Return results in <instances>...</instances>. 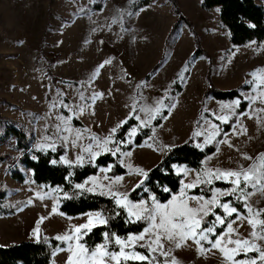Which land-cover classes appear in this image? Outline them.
Returning a JSON list of instances; mask_svg holds the SVG:
<instances>
[{"label":"rangeland","instance_id":"1","mask_svg":"<svg viewBox=\"0 0 264 264\" xmlns=\"http://www.w3.org/2000/svg\"><path fill=\"white\" fill-rule=\"evenodd\" d=\"M134 1L0 0V157L16 158L19 155L16 139L3 137L5 118L33 134L34 148H60L64 151L61 156L63 163L67 160L70 163L65 164H81L77 162L78 157H83V163L98 157L89 159L90 153L85 151L89 145L93 152L107 153L92 139L93 136L108 137L113 128L121 127V122L131 116H139V120L135 118L137 125L126 137L127 142H132L144 127L140 121L147 119L141 109L154 108L158 101L163 100L168 107L155 117L168 109L162 124L153 128L149 139L126 152L131 155H122L121 163L127 173L116 176L109 166L101 168L82 184L83 189L93 188L91 192L97 193L108 192L111 185V191L127 193L129 201L136 204L145 201L151 207L152 199L132 201L129 198L130 191L145 176L136 173L135 169L140 168L146 173L172 146L188 139L201 147L212 143L217 145L216 152L203 161L200 171L185 165L177 166L176 170L182 175L181 189L193 183L198 174L203 176L208 170L214 172L216 169L247 168L264 153V111H260L264 109V100L250 102L246 99L264 94V85H260L252 75L264 69V40L235 46L220 20L217 7L207 10L202 7V0H178L180 8L193 23L201 48L210 55V59L203 56L193 59L196 49L194 35L183 22L172 29L177 15L170 0H149V4L138 11L131 7ZM96 4H102L103 9H93ZM157 64L161 66L149 77ZM49 72L60 79L53 81ZM209 78L220 89L246 86L241 90L242 97L249 103L246 111L238 114L237 106L236 114L232 115V110L222 108L237 99L205 98ZM179 81L183 90L173 99L170 90ZM167 99L172 101L171 105L166 103ZM80 108L83 111H79ZM223 115L230 119L217 122L216 117ZM225 123H232V126L230 131L223 133L222 124ZM211 125L220 127L209 143L206 141L213 131ZM133 129L136 130L134 133ZM197 132L203 134L194 135ZM114 136L112 134L113 142L108 147L120 149ZM245 155L254 159H245ZM21 168L26 174L23 182L12 178L7 158L0 160V180L7 190L5 204L23 205L15 215L0 217V245L35 241L42 236L56 238L72 234L73 225L86 223L89 215H101L100 212H91L77 217L66 216L59 210L56 189L37 184L32 171ZM117 177L122 179L113 183ZM215 181L230 185L214 188L212 195L217 190L226 192L233 187L229 180L213 178L212 183ZM207 185L201 183L198 186ZM240 187L245 188L243 181ZM181 189L173 196H178ZM189 190L185 189L189 197H203L204 200L212 197L191 195ZM246 191L254 192L247 203L254 209H264V192L251 187ZM237 194L240 195L239 192ZM226 196L229 195L221 196L220 202L234 207L230 201L223 200ZM172 198L166 202L156 201L167 204ZM189 205L197 206L193 200H189ZM210 207L213 211L220 208ZM220 210L227 215L223 208ZM239 215L242 218L234 219L236 222L232 226L236 231L231 234V239H248L264 249V239L259 238L264 235L260 232V225L255 229L258 236L252 237L254 229L248 219L253 217H248V213ZM41 217H44L43 221ZM208 217L205 220L209 221ZM255 219H264V213ZM37 225L38 236L34 234ZM226 232L227 229L219 235L224 236L225 242L228 239ZM212 234L208 241H201L205 249L203 253L199 251L200 245L192 239L180 248L175 247V241H164V250L171 248L169 257L175 258L178 264H232L219 249L211 247V242L215 241ZM150 236L146 235L143 241L135 244L147 242ZM63 242L65 246L61 249L65 250H57L51 264H66L71 253L67 251L69 242ZM248 254L251 257L239 258L237 255L235 260L256 259L260 264L258 253L249 251ZM113 263L108 261V264Z\"/></svg>","mask_w":264,"mask_h":264},{"label":"trees","instance_id":"2","mask_svg":"<svg viewBox=\"0 0 264 264\" xmlns=\"http://www.w3.org/2000/svg\"><path fill=\"white\" fill-rule=\"evenodd\" d=\"M177 19L173 25L174 29L180 22L185 23L194 35L196 49L193 53V59L207 57L210 55L201 48L200 38L194 30L193 23L184 14L180 8L178 0H170ZM149 0H135L131 7L135 11L147 6ZM204 9H219L220 20L227 28L230 41L235 46L245 45L249 42H261L264 40V0H202ZM95 10H102L103 5L96 4ZM211 62L209 63V66ZM161 64L151 71L149 77L154 75ZM210 71V69H209ZM53 81L60 78L51 74ZM246 86L233 89H220L210 82L204 92L205 98H214L216 100H235L239 99L238 114L244 113L249 105L248 100L242 97L241 90ZM183 90L182 82H175L172 85L170 94L173 99ZM168 99L166 103H168ZM172 101L169 102V105ZM169 110L165 109L160 116L150 125L141 127L140 132L136 134L132 142H127V134L130 129L137 125L134 116L128 118L119 127L115 133V142L119 141L120 151L113 156L110 152L99 155L94 161L82 164H65L61 161L64 151L58 149H39L32 146L33 134L25 129L16 127L13 122L3 119L5 123L4 138H15L16 147L19 155L16 158L11 156H1L0 160L7 158V163L12 178L23 182L26 174L21 167L32 171L33 180L37 184L49 188H55L59 199V210L69 217H77L91 212H100L102 217L107 219L106 224H98L93 227L87 235L81 239L89 250L107 242L109 251H119L120 246L114 243L115 237L127 238L129 235H138L147 227L148 222L144 220H135L129 222L127 210L118 206L112 196L97 192L87 191L83 188H77L76 185H82L87 178L96 175L101 168L111 166L112 173L121 176L127 173V169L122 165L121 153L130 152L134 147L141 145L145 140L152 136L153 128L162 124L164 118L168 115ZM217 122L219 120H216ZM232 123L222 124L223 133L230 131ZM217 145L212 143L206 146H198L192 139H188L180 144L169 148L163 158L151 167L144 176L139 187L135 186L129 193L132 201L150 200L155 198L160 202H166L172 196L179 192L182 187V175L176 170L177 166L185 165L196 171L203 167V161L215 153ZM230 184L222 181H215L207 186H197L189 190L191 195L204 196L206 198L212 195L214 188H226ZM238 195V194H237ZM7 190L0 180V217L15 215L23 205H6ZM224 201L237 208L238 213L246 215L247 209L243 206L244 200L236 199L235 196H226ZM216 215L226 216L220 208L215 211ZM236 213L227 216L224 225L216 226L215 232L211 235L215 240L227 229V223L236 218ZM215 215L210 214L209 221H215ZM133 219V218H132ZM134 220V219H133ZM107 234V235H105ZM65 243L57 240L55 237L42 236L35 241H22L0 245V264H51L57 250L63 248ZM144 255L155 256L159 264H163L165 259L171 260L170 257L160 256L159 253H149L146 249L136 247L133 249ZM239 258L251 257L240 254ZM115 264V263H113ZM121 264L125 262L121 261ZM127 264H148V262L128 261Z\"/></svg>","mask_w":264,"mask_h":264},{"label":"snow or ice","instance_id":"3","mask_svg":"<svg viewBox=\"0 0 264 264\" xmlns=\"http://www.w3.org/2000/svg\"><path fill=\"white\" fill-rule=\"evenodd\" d=\"M105 63H110V61H105ZM101 67H103V65H101ZM260 73H264V69L257 70V72L252 73V75L259 80L260 85H264V75H261ZM249 83H252V81H249ZM246 99H248L250 102H253L256 99L264 100V94L259 96H249L246 97ZM239 104L240 100L237 99L231 104L223 105L222 108L232 110V115H235V107L239 106ZM65 107H67V105H65ZM166 107H168V105H166L164 101L161 100L157 102V106L154 108H142L141 111L146 113L147 119L141 120L140 124L147 126L150 121L155 119V117L161 113L162 109ZM79 111H83V108H80ZM260 111H264V109ZM135 118L138 120L140 119L139 116H136ZM216 119L222 122H227L230 117L223 115L216 117ZM66 123L67 120H65V124ZM123 123L125 122H121V124ZM59 127L60 126H58V128ZM117 127H120V125ZM219 127V125H211L213 131L210 135H208L206 142H212L214 137L218 134ZM67 130L71 131L70 128H67ZM116 131L117 128H113L111 130V134L108 137L99 138L93 136L92 139L98 142L99 147L103 152H110L113 156H115L117 152L120 151L119 147L112 149L109 148L108 145L109 143L113 142L112 134H115ZM135 131L136 130L133 129V133ZM202 134L203 133L200 132L194 133V135ZM115 143H119V141H116ZM85 151L90 153L89 159L102 154L101 152H93L91 145H89ZM121 155H131V153H121ZM245 159L253 160L254 158L245 155ZM64 162L70 163V161L67 160ZM77 162L82 164L84 162L83 157H78ZM135 172L141 175H146V173H144L140 168H136ZM213 178L229 180L233 185L232 189L226 192L217 190L213 193L210 200H204L203 197H189L187 195L185 189H192L201 183L211 184ZM105 179H107V177H105ZM121 179L122 177H117L113 183H118ZM242 181L245 184V188L240 187ZM76 187L84 188V185H76ZM100 187L104 186L101 185ZM137 187H139V185H137ZM247 187H251L255 191L264 192V153H261L258 157H256L254 162L247 168L241 166L238 170L227 171L216 169L214 172L212 170H208L203 176L198 174L197 179L193 183L184 185L180 191V194L178 196H173L172 200H170L167 204H161L156 201L155 198L152 199L151 207H149L145 201H141L139 204H136L127 199V193L113 192L111 191V185H109L108 192H102L101 194L111 195L115 199V203L118 206L126 209L130 218L129 222H134L135 220H144L148 222V227L144 228L143 232H141L139 235H129L127 238H121L118 236L115 237L114 243L120 246L119 251H109L107 242L105 244L96 245L95 248L89 250V248H87L84 244L80 243L82 237L87 235L93 227L97 226L96 222L99 224L107 223V219L102 217L99 213H96L94 216L89 215L86 223L80 224L78 226L73 225L72 228L74 231L72 234L57 236L56 239L69 242L67 251L71 254L68 257L66 264H108L109 260L114 261L115 264H121V261L125 262V264H127L128 261L159 264L155 256L144 255L134 250L126 251L128 248L134 249L136 247L135 242L143 241L145 236L148 234H151L149 240L143 244H140L139 247L146 249L149 253H159L160 256L169 257L171 254V248L165 251L163 243L164 241H175V247L180 248L186 243L188 239H192L197 245H200L199 251L203 253L205 249L203 248L201 241L209 240V235L215 232L217 224L224 225L227 216H231L233 213L237 214L236 219L242 218L239 215L237 208L230 207L229 203L227 202H220L219 198L224 195L235 196L236 199H244L245 203L243 206L247 209L248 217H253L248 219V223L254 229L251 233L252 237L258 236V233L255 230L257 225H260V232L264 233V219H255V217H258L261 215V213H264V209H254L247 203L248 197L254 194V192L246 191ZM93 190V188L87 189V191ZM237 192H239L240 195H237ZM189 200L195 201L197 206L191 207L189 205ZM210 205L223 208L227 215L224 217L216 215ZM210 213L215 215V221L205 220V217H208ZM132 218H134V220ZM43 219L44 217H41V221H43ZM235 222L236 220H231L227 223V232L225 233V235L228 236L227 241H224V236H218L214 242H211V247L219 249L224 254L226 259L232 262V264H257L256 259H250L248 261L235 260V256L240 254L246 256L249 251H255L258 253L260 264H264V249L260 248L255 242H250L248 239H231V234L236 231L232 226ZM205 224H209L210 226L204 227ZM34 234L37 236L39 235V225H37V228L34 230ZM259 238L264 239V235L259 236ZM228 245H234L235 247L229 248ZM60 250L64 251L65 249ZM163 264H178V261H176L175 258H172L170 261L165 259Z\"/></svg>","mask_w":264,"mask_h":264}]
</instances>
